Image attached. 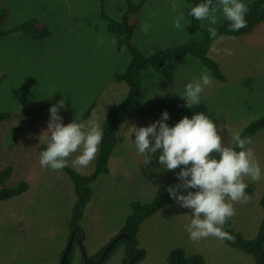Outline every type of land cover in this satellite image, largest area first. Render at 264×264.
<instances>
[{
    "label": "rangeland",
    "instance_id": "374dc122",
    "mask_svg": "<svg viewBox=\"0 0 264 264\" xmlns=\"http://www.w3.org/2000/svg\"><path fill=\"white\" fill-rule=\"evenodd\" d=\"M128 1L140 0H103L104 12L119 18ZM252 1L243 0L245 4ZM173 3L178 5L175 11ZM190 5V0H144L135 15V44L145 55L152 54L196 40L210 27L226 21L218 12L216 25L200 20L197 30L190 33ZM0 10L7 12L2 23L5 29L33 19L51 31L39 40L32 41L19 33L0 40V113H9V118L0 122V171L12 165L6 185L11 187L19 181L28 185L27 191L17 197L0 201V264H59L69 236L67 222L74 201L73 188L62 170L52 171L39 164L38 147L46 145L38 137L47 129L51 106L38 111L41 115L34 125L26 124L35 108L57 93L69 118H78L95 102L88 119L98 118L102 125L106 114L125 98V84L115 83L112 75L124 71L129 56L126 51H114L112 37L99 17L98 0H0ZM181 11L185 13L182 25L186 26L177 29L173 19ZM145 23L151 26L147 32L141 30ZM225 48L233 54L216 51ZM208 56L218 64L225 81L211 77L212 84L201 93L199 103L207 108L206 115L216 124L224 143L230 144L248 121L264 115V22L243 36L215 40ZM202 71L198 61L190 57L183 63L170 62L160 72L144 71L142 90L134 105L185 104L179 94ZM25 77L35 82L27 97V113L11 96ZM160 81L167 83L168 92L157 89ZM184 116L169 115L165 122L171 127ZM160 117L134 118L121 125L109 156L108 173L92 182V195L79 221L83 238L80 245L73 244L68 264H93L86 258L100 259L103 248L129 215V203L151 202L158 186L171 184L177 178L179 168L169 171L158 163L159 150L144 165L145 157L132 142L134 134H127L129 125L148 126ZM16 128L22 130L14 137ZM247 147L254 151L262 177L256 182L245 178L252 187L251 199L245 204H234L236 214L231 223L243 238L252 239L262 216L259 199L264 193V130L256 132ZM94 162L95 159L87 168H76L70 158L68 166L80 174H89ZM190 214V209L173 203L144 219L135 238L146 257L137 264H166V257L174 248H182L187 255H201L204 264L252 263L250 256L221 240L210 237L191 241L185 230ZM124 248L123 243L118 245L101 264H121Z\"/></svg>",
    "mask_w": 264,
    "mask_h": 264
},
{
    "label": "clouds",
    "instance_id": "9594fccd",
    "mask_svg": "<svg viewBox=\"0 0 264 264\" xmlns=\"http://www.w3.org/2000/svg\"><path fill=\"white\" fill-rule=\"evenodd\" d=\"M172 8L175 11L178 5L173 3ZM218 12L229 22L230 31H239L247 26L248 6L243 0H203L190 7L187 15L216 25ZM183 21L185 13L181 11L174 17L173 26L181 29L186 26V23L182 25ZM150 27L145 23L141 30L147 32ZM208 31L211 37L217 38L215 27H210ZM219 39L223 40L224 37L220 36ZM111 42L115 46V38ZM216 51L233 54L227 48ZM211 84V76L204 70L199 78L186 83L183 93L179 95L190 108L191 105L199 104L201 93ZM63 107L64 101L61 99L49 109L47 129L38 137L46 145L39 153V164L52 171H59L68 166L71 158L73 167L87 168L96 158L103 139V129L99 119L95 117L63 124V118L58 114ZM168 119L169 114L164 111L159 120L148 126L129 125L127 134L129 137L134 134L135 139L132 142L137 152L145 157L144 165H148L152 155L159 150L158 163L164 169H180L176 173L180 182L168 186L167 192L180 207L191 210L188 215L189 222L185 225L189 239L193 242L210 237L221 241L233 240L234 237L224 230V225L236 214L234 204H245L251 199L246 194L248 184L245 178L256 182L262 177L255 153L247 147L251 140L247 137L241 138L236 133L232 138L233 142L225 144L216 124L203 112L195 113L191 118L184 116L171 127L165 122ZM72 232L74 236L75 229L69 232V239ZM82 238L81 236L76 244L78 241L81 244Z\"/></svg>",
    "mask_w": 264,
    "mask_h": 264
},
{
    "label": "trees",
    "instance_id": "16d2710c",
    "mask_svg": "<svg viewBox=\"0 0 264 264\" xmlns=\"http://www.w3.org/2000/svg\"><path fill=\"white\" fill-rule=\"evenodd\" d=\"M143 1L144 0H140L138 2H126V9L121 16L119 18H112L107 16L104 12L103 0H98L100 6L99 17L104 21L107 33L111 35L112 39L115 38L116 40L115 46L112 44L114 51H126L129 56L124 71L121 73L114 72L112 75V79L115 83L125 84L127 92L124 100L106 114L105 120L101 125L103 129V139L99 145L92 171L89 174H80L68 166L62 169V171L68 176L73 188L74 201L72 203L67 222L69 232L75 229L72 242L73 244H76L77 240H79L82 236L79 221L87 203L90 201L92 195V182H94L98 176L108 173L109 156L116 144V134L124 122L131 121L134 118L160 117L161 113L164 111H167L169 115L180 114L188 117H191L193 114L198 112H203L205 115L207 113L205 105L200 103L191 105L190 108L187 107L186 103L165 104L161 102H156L151 106L136 107L134 105V101L142 90V73L147 70L160 72L165 68L166 64L170 62H178L190 57L198 61L200 66L204 70H207L212 78L218 82H224L225 77L220 71L218 64L208 56L211 44L215 40L219 39L220 36H223L224 38H237L239 36H243L253 30L256 25L264 22V0H253L252 2L246 3L248 6V12L246 14L247 26L239 31H230L229 22L225 21L221 25L215 27L217 30V38L211 37L209 31L207 30L196 40L190 39L180 46L164 48L155 53L145 55L133 40L134 32L138 25V20L135 15L141 8ZM201 2H203V0H190V7ZM6 17L7 12L0 10V40L15 33L24 35L32 41L46 38L51 34L49 27L38 21H34L33 19H25L17 25H14L9 29H5L2 23ZM199 22L200 20H196L195 18L189 16L190 33L197 30ZM34 83L35 82L32 78L25 77L21 84L16 89L14 88L11 91V96L18 101L21 109L25 113H27V97L31 93ZM166 88L167 83L165 81H160L157 89L160 92H165ZM59 100L60 97L56 93L52 100L35 108V111L31 115L30 121L27 122L26 127L34 125L41 115H39V112H42L49 106L55 105ZM95 105V102H92L78 118L67 117L63 108L59 110L58 114L63 118L62 121L66 124L72 121L82 122L89 118ZM8 118V113H0V122H3ZM21 130L22 128H16L13 132V136L16 137L18 132ZM261 130H264V115L259 116L252 121H248L238 133L241 138L247 137L251 140V137L256 132ZM45 147L46 146L44 145L38 147V155ZM11 174L12 165H7L0 171V201L15 198L28 189V185L24 181H19L11 187L7 186L5 182L10 178ZM179 182L178 178H176L171 184L158 186L155 190L153 199L149 203L131 201L129 203L130 213L125 218L118 233L112 239L114 240L120 234H125L128 238L119 236L114 244L105 253L102 260H99V257L89 258V260L92 262L97 261V264H101L109 255L112 254L118 245L123 243L125 248L124 258L122 259L121 264H128L129 260L131 264H137L142 261L146 257V253L144 250L138 248V242L135 238L138 227L144 219L150 217L167 205L176 203L169 196L167 188L168 186L176 185ZM251 191L252 187L248 186L246 194L250 195ZM259 206L262 211V216L257 228V233L252 239L243 238L241 234L232 227L231 218L224 225V230L229 232L234 239L223 240V243L232 249L240 251L244 255L250 256L252 258L251 264H264V193L259 199ZM70 252L71 250L67 255L65 264H68L69 262ZM81 264L85 263L81 262ZM166 264H204V260L199 254L187 255L182 248H174L170 250L167 255Z\"/></svg>",
    "mask_w": 264,
    "mask_h": 264
},
{
    "label": "water",
    "instance_id": "95a60500",
    "mask_svg": "<svg viewBox=\"0 0 264 264\" xmlns=\"http://www.w3.org/2000/svg\"><path fill=\"white\" fill-rule=\"evenodd\" d=\"M72 236H73V232H72V234L70 235V239H69V241H68V243H67V246H66V248H65V250H64V252H63V254H62V257H61V259H60L59 264H64V263H65V260H66L67 254H68V252H69V250H70V247H71V238H72ZM119 236L127 237V236L124 235V234H120ZM119 236H118V237H119ZM118 237H117V238H118ZM117 238H115L112 242H110V244L105 248V250H104V252H103V254H102V257L105 255V253L108 251V249L112 246V244L116 241ZM79 244H80V241H78V245H79ZM130 256H131V253H130ZM128 264H131L130 260H129Z\"/></svg>",
    "mask_w": 264,
    "mask_h": 264
},
{
    "label": "crops",
    "instance_id": "0c3cea01",
    "mask_svg": "<svg viewBox=\"0 0 264 264\" xmlns=\"http://www.w3.org/2000/svg\"><path fill=\"white\" fill-rule=\"evenodd\" d=\"M209 52V51H208ZM185 59H183V60H181V61H178V62H175V63H183V61H184ZM167 65V64H166ZM166 65H165V67H166ZM169 90L167 89L166 90V92H168ZM183 93V92H182ZM182 98V97H181Z\"/></svg>",
    "mask_w": 264,
    "mask_h": 264
},
{
    "label": "flooded vegetation",
    "instance_id": "af4514ba",
    "mask_svg": "<svg viewBox=\"0 0 264 264\" xmlns=\"http://www.w3.org/2000/svg\"><path fill=\"white\" fill-rule=\"evenodd\" d=\"M69 241V238H68V240H67V242ZM113 241V240H112ZM87 259V258H86ZM88 260V259H87ZM97 262V261H96ZM93 264H95V262H93Z\"/></svg>",
    "mask_w": 264,
    "mask_h": 264
},
{
    "label": "bare ground",
    "instance_id": "6f19581e",
    "mask_svg": "<svg viewBox=\"0 0 264 264\" xmlns=\"http://www.w3.org/2000/svg\"><path fill=\"white\" fill-rule=\"evenodd\" d=\"M100 2V1H99ZM71 40V39H70ZM111 97V96H110ZM26 206H24V208H25Z\"/></svg>",
    "mask_w": 264,
    "mask_h": 264
}]
</instances>
